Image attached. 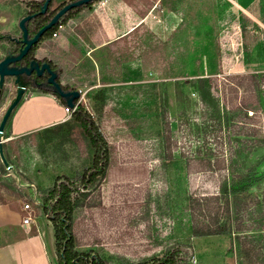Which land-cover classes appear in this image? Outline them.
<instances>
[{
    "label": "rangeland",
    "instance_id": "1",
    "mask_svg": "<svg viewBox=\"0 0 264 264\" xmlns=\"http://www.w3.org/2000/svg\"><path fill=\"white\" fill-rule=\"evenodd\" d=\"M27 1L0 0V60L12 48L2 36L18 38V22L26 13ZM63 1L69 0H55L52 8ZM167 4L163 0H101L37 47L38 58L43 53L55 56L63 60L68 73L75 66L93 68L95 79L76 90L84 93L80 106L107 143L108 165L73 221L71 231L78 250L140 258L161 250L166 242H183L190 234V217L178 207L167 217L154 207L157 187L150 176V139L140 135L142 127L136 122V117H142L141 106L152 107L153 101L117 90L104 108L93 109L89 94L100 87L99 73L111 68H116L112 86L117 89L160 83L161 101L173 131L180 107L192 109L197 102L194 80L206 79L214 114L221 119L229 181L231 184L234 178L237 193L238 204L230 195L231 225L242 227L243 235L253 234L255 241L264 239V82L260 77L264 74V0H209L194 12V35L181 26L182 18ZM178 40L183 44L185 65L177 60L168 67V43ZM139 53L148 55L143 64L127 71L122 68ZM13 93L14 84L7 79L0 90V120ZM57 117L63 118L59 121ZM67 118L64 107L51 94L30 91L12 111L2 137L3 153L5 150L14 167L0 174V208L12 214L30 204L38 227L44 228L48 264H55L53 230L39 208L37 192L51 185L55 176L81 172L86 149L78 129L72 135L73 158L62 165L50 163L43 168L31 148L37 131ZM257 162L261 163L254 167ZM14 169L30 183L22 185ZM201 180L191 176L189 183L200 186ZM7 237L1 235L0 240ZM229 248L227 237L192 238L191 255L186 250L188 263L237 264Z\"/></svg>",
    "mask_w": 264,
    "mask_h": 264
},
{
    "label": "trees",
    "instance_id": "2",
    "mask_svg": "<svg viewBox=\"0 0 264 264\" xmlns=\"http://www.w3.org/2000/svg\"><path fill=\"white\" fill-rule=\"evenodd\" d=\"M54 1H50L44 14H38L44 0L26 2L25 15L37 14L27 22L29 37L48 23L65 4L74 0L60 2L52 8ZM98 1L101 0H94L70 9L41 36L39 41L31 47L27 56H30L33 49H36L40 43L51 41L59 27L62 28L69 21L76 20ZM163 1L168 2L170 11L182 18L181 26L190 28V33L194 35L196 33L195 26L192 25L196 19L194 12L199 7L208 5L209 0ZM20 38V34L18 38L2 36V39L12 45L9 51L11 54L18 51L20 42L17 40ZM155 41L156 44L164 46V43ZM168 44L171 46V51L167 57L166 66L172 67L177 60L181 62V65H185L183 44L179 40ZM146 56H148L146 53L136 54L131 62L125 61L122 68L126 71L130 68L136 69L145 62ZM42 58L43 61L51 59L52 65L57 68L58 83L63 91L76 90L79 85L91 84V81L95 79L92 76L93 68L83 70L81 66H75L68 73L63 60L47 53H43ZM115 69L111 68L99 73L100 87L89 94L93 109L97 111L104 108L117 90L131 92V95L138 100L153 101L152 107L141 106L140 114L144 118L138 116L136 122L138 127H142L140 135L150 139V160L153 161L150 176L157 187L154 194V207L164 217L173 214L178 207V211L185 217H190V234L183 242L171 245L166 242L161 250L140 258H131L118 253H102L96 249L78 250L75 247L71 231L75 216L82 208L83 201L89 192L104 178L108 165L107 143L90 114L81 106H77L66 121L37 131L35 143L31 148L43 168H47L50 163L62 165L63 162L66 163L73 158L70 155L74 151L72 135L74 129H78L86 149V158L82 160L81 172L73 176H55L51 185L37 192L39 208L53 230L55 264H189L187 251L191 255L189 251L191 239L211 236L229 239L228 253L236 257L237 264H264V239L255 241L256 237L253 234L243 235L242 227L236 225L234 228L231 225L230 195L232 193L233 202L238 204L237 193L233 190L234 178L230 179L231 184L229 181L223 150L221 119L214 114L212 98L206 88V79L194 80L193 84L198 94L197 102L192 109H188L185 105L180 107L176 115V130L173 131L170 127L171 119L168 110L161 101L160 83L145 82L117 89L112 86L116 80ZM171 72L173 73V70ZM260 77L264 82V74ZM39 91L51 94L63 107H66L65 102L50 90ZM149 128L150 131H148ZM4 156L14 167L5 150ZM260 163L257 162L254 167ZM14 170V174L18 176L22 185L30 183L21 171ZM6 173L7 169L0 164V174ZM191 176L202 178L201 183L198 184L200 186L189 183Z\"/></svg>",
    "mask_w": 264,
    "mask_h": 264
},
{
    "label": "water",
    "instance_id": "3",
    "mask_svg": "<svg viewBox=\"0 0 264 264\" xmlns=\"http://www.w3.org/2000/svg\"><path fill=\"white\" fill-rule=\"evenodd\" d=\"M50 1L51 0H44L38 14H44L47 11ZM92 1L94 0H74L68 2L49 20L48 23L42 26L32 37H29L28 35L27 22L32 20L37 14L25 15L19 20L18 29L21 35L20 42L22 44V47L19 49L17 54L8 53L6 56H4V58L0 60V88L3 86L5 77H14L15 84L17 86L16 94L6 108L0 120V161L7 170L12 169V166L7 162L4 156L2 150L4 140L2 139V137L8 118L10 117L12 111L17 107L24 94V83L21 81L20 76L22 74L29 75L30 71L33 69L36 70L37 75H40L43 69H47L50 73L49 78L46 80V85L48 86L47 89L59 96L65 102L66 107L70 109L74 107L75 100H77L80 96L78 90L63 91L60 85L54 81L56 73L50 71L48 65L46 64H43L41 68H38V64L35 61H31L28 67H15L14 64L21 61V59L27 54L30 48L39 41L41 36L47 30L53 27L70 9L85 5Z\"/></svg>",
    "mask_w": 264,
    "mask_h": 264
},
{
    "label": "crops",
    "instance_id": "4",
    "mask_svg": "<svg viewBox=\"0 0 264 264\" xmlns=\"http://www.w3.org/2000/svg\"><path fill=\"white\" fill-rule=\"evenodd\" d=\"M62 118L57 117L55 120L60 121ZM22 215L25 216L22 210L8 214L0 208V238L1 235H8L5 240H0V264H48L44 228L38 227L34 220L33 226L31 225L33 228L25 230L21 227Z\"/></svg>",
    "mask_w": 264,
    "mask_h": 264
},
{
    "label": "flooded vegetation",
    "instance_id": "5",
    "mask_svg": "<svg viewBox=\"0 0 264 264\" xmlns=\"http://www.w3.org/2000/svg\"><path fill=\"white\" fill-rule=\"evenodd\" d=\"M17 42H20V40H17ZM21 47H22V44L20 42V47L18 48V51H19V49ZM30 50H31V48H30ZM18 51L15 54H17ZM28 52H27V54H28ZM37 52H38V49L37 48L36 49H33L32 54L30 56L29 55L27 56V54H26L21 59V61L15 63L14 66L15 67H23V66L28 67L31 61H35L38 64V68H41V66L43 64H46V65H48L50 71L56 73V76L54 78V81L56 83H58V70H57V68H55L52 65L51 59L50 60L48 59L46 61H43V58L42 57L41 58H38L37 57ZM49 76H50V73L48 72L47 69H43V71L41 72L40 75H37V72H36L35 69L31 70L29 75L22 74L20 76V79L24 83V94H23V96L27 92H30V91H35V92L37 91V92H39V90H48L47 89L48 86L46 85V80L49 78ZM7 79H10L13 82V84H14V93L13 94L15 96L16 90H17V86L15 84V78L14 77H5L4 83L7 81ZM4 83H3V86H4ZM3 86L0 88V90L3 89Z\"/></svg>",
    "mask_w": 264,
    "mask_h": 264
},
{
    "label": "built area",
    "instance_id": "6",
    "mask_svg": "<svg viewBox=\"0 0 264 264\" xmlns=\"http://www.w3.org/2000/svg\"><path fill=\"white\" fill-rule=\"evenodd\" d=\"M55 34L56 33H54L53 36ZM78 92H79L80 96L76 100V102H74V107L72 109H70L68 107L64 108L68 119H69L71 113L77 108V106H80V103H81L80 98L84 95V93H82L80 90H78ZM22 210L25 212V216H23V218L21 220V226H22V228H29L34 223L35 215H33V210L31 208L30 204H28V203L23 204ZM192 262H193V264L196 263L194 260Z\"/></svg>",
    "mask_w": 264,
    "mask_h": 264
}]
</instances>
